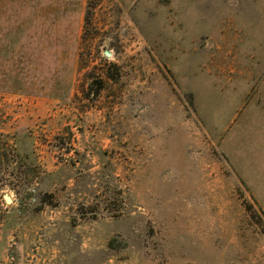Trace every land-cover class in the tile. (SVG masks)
<instances>
[{"label":"rangeland","instance_id":"obj_1","mask_svg":"<svg viewBox=\"0 0 264 264\" xmlns=\"http://www.w3.org/2000/svg\"><path fill=\"white\" fill-rule=\"evenodd\" d=\"M0 264H264V0H0Z\"/></svg>","mask_w":264,"mask_h":264},{"label":"water","instance_id":"obj_2","mask_svg":"<svg viewBox=\"0 0 264 264\" xmlns=\"http://www.w3.org/2000/svg\"><path fill=\"white\" fill-rule=\"evenodd\" d=\"M3 198H4V200H5L6 202H11V201H12L10 195H8V194H4Z\"/></svg>","mask_w":264,"mask_h":264}]
</instances>
